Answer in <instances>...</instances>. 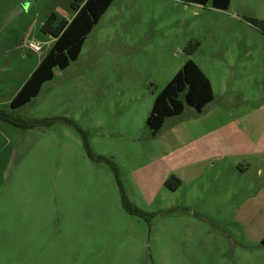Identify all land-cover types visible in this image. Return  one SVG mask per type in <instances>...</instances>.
Returning a JSON list of instances; mask_svg holds the SVG:
<instances>
[{
    "label": "rangeland",
    "instance_id": "1",
    "mask_svg": "<svg viewBox=\"0 0 264 264\" xmlns=\"http://www.w3.org/2000/svg\"><path fill=\"white\" fill-rule=\"evenodd\" d=\"M54 4L0 0V45L24 41L25 57L23 49L10 57L21 72L47 48L32 54L29 42L49 45L32 28L56 13ZM250 19L264 21V0H230L226 10L210 2L113 0L78 58L54 68L28 104L3 110L41 126L0 125V264H264V217L234 219L241 208L233 202L184 204L145 153L154 97L187 60L210 62L215 94L224 84L264 95L263 83L249 84V77L264 82V33ZM122 194L144 215L127 212Z\"/></svg>",
    "mask_w": 264,
    "mask_h": 264
},
{
    "label": "crops",
    "instance_id": "2",
    "mask_svg": "<svg viewBox=\"0 0 264 264\" xmlns=\"http://www.w3.org/2000/svg\"><path fill=\"white\" fill-rule=\"evenodd\" d=\"M55 1L56 13L51 10L46 15L50 16L54 13L58 20L67 22L72 20L75 15L71 9L73 0ZM58 2L64 9L57 5ZM45 18L35 24L32 30H40L46 21ZM36 37L38 38V35ZM53 43L52 38H49V45L44 43L47 48L37 56L32 69L27 72H21L20 67L13 66L10 58L11 53L22 49V56L25 57L27 52L24 41L12 40L10 47L9 43H1V110L9 108L11 101ZM14 56L18 61L22 60L19 54ZM193 62L211 85L212 101L201 112L185 106L180 115L166 118L161 130L155 136L152 137L149 132L146 139L150 141L146 142L145 153L149 155L150 164L155 162L161 164L163 184L171 177L179 180V187L172 192L182 191L184 204L192 201L202 203L205 207L212 204L224 207L235 203L241 210L236 211L234 219L254 222L264 217V95L257 90L245 96L243 93L236 94L234 90L224 88V84L215 94L213 79L211 80L209 76L216 78V73L210 70V62L207 63L205 59L200 63L194 58ZM226 67L231 70L232 64L226 63ZM212 69H220V67L217 65ZM1 78L8 81L3 90H1L3 87ZM249 79V84L264 85L263 78L249 77ZM244 102L245 109H241ZM0 125L12 131L20 129L1 119ZM3 138L5 139L3 146L7 144L10 147L11 144L7 141L9 137Z\"/></svg>",
    "mask_w": 264,
    "mask_h": 264
},
{
    "label": "trees",
    "instance_id": "3",
    "mask_svg": "<svg viewBox=\"0 0 264 264\" xmlns=\"http://www.w3.org/2000/svg\"><path fill=\"white\" fill-rule=\"evenodd\" d=\"M188 3L206 5L211 3L212 7L226 10L230 0H181ZM113 0H73L71 9L75 13L72 20H58L56 14L52 13L42 24L40 31L45 36L52 38L54 43L47 51L37 68L31 73L23 87L11 101L9 108L15 110L28 104L35 98L42 85L54 76V68L65 69L70 62L75 61L82 49L86 37L100 18L109 8ZM249 22L264 33V21L250 19ZM197 44L184 49L187 55L195 53ZM213 92L211 85L198 66L187 60L174 74L170 81L159 91L153 100L152 107L146 118V126L150 135L155 136L162 128L168 117L180 115L185 106L194 108L197 112L212 101ZM0 119L20 129L34 127L33 125L13 119L8 113L0 109ZM43 125H49L44 122ZM41 126V125H40ZM114 168L113 164H111ZM118 187V179H116ZM170 191L179 187V180L171 177L164 183ZM123 207L133 215L143 216V212L130 205L122 194ZM264 246V238L260 241Z\"/></svg>",
    "mask_w": 264,
    "mask_h": 264
},
{
    "label": "built area",
    "instance_id": "4",
    "mask_svg": "<svg viewBox=\"0 0 264 264\" xmlns=\"http://www.w3.org/2000/svg\"><path fill=\"white\" fill-rule=\"evenodd\" d=\"M44 45V43L40 42H29L27 48L32 53H38L39 51H41Z\"/></svg>",
    "mask_w": 264,
    "mask_h": 264
},
{
    "label": "water",
    "instance_id": "5",
    "mask_svg": "<svg viewBox=\"0 0 264 264\" xmlns=\"http://www.w3.org/2000/svg\"><path fill=\"white\" fill-rule=\"evenodd\" d=\"M31 125H33V126H40L41 123H33V124H31Z\"/></svg>",
    "mask_w": 264,
    "mask_h": 264
}]
</instances>
